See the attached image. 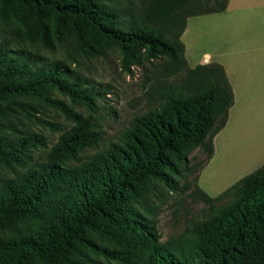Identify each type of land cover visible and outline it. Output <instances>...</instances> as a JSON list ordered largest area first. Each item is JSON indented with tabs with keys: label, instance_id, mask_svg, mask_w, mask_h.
Listing matches in <instances>:
<instances>
[{
	"label": "trees",
	"instance_id": "obj_1",
	"mask_svg": "<svg viewBox=\"0 0 264 264\" xmlns=\"http://www.w3.org/2000/svg\"><path fill=\"white\" fill-rule=\"evenodd\" d=\"M227 0H0V18L22 32L0 35V119L12 106L39 100L57 108L72 126L60 133L40 163L30 151L43 137L7 125L0 134V168L23 169L0 183V264H85L96 253L119 264H264V163L216 197L196 185L179 186L193 167L195 148L212 155V138L224 126L233 97L216 63L187 66L179 36L188 17L224 10ZM66 47L80 57L119 53L122 71L163 58L176 82L158 87L154 104L134 117L116 142L79 162L100 136L59 100L93 106L94 93L72 78L62 61L26 49ZM20 100V101H19ZM5 127L0 121V130ZM58 130V129H56ZM199 168V170H200ZM159 182L203 204L202 216L159 241L143 215L148 187ZM94 234L95 242L91 239Z\"/></svg>",
	"mask_w": 264,
	"mask_h": 264
},
{
	"label": "rangeland",
	"instance_id": "obj_2",
	"mask_svg": "<svg viewBox=\"0 0 264 264\" xmlns=\"http://www.w3.org/2000/svg\"><path fill=\"white\" fill-rule=\"evenodd\" d=\"M14 30L22 32L21 28L16 27L11 20L4 21L3 18H0L1 36L12 38L17 35L13 32ZM14 46L18 49L31 51L47 60L62 61L71 77L78 79L84 87L91 89L94 93L91 108L84 105H73L65 96L55 90H50L49 93L50 99L65 103L82 117H89L90 123L94 125L93 129L100 136L97 147L84 150L80 154V161H71L70 166L86 161L95 153L105 149L110 143L116 142L134 117L145 112L154 104V91L160 86L177 80L176 75H171L168 72L166 60L163 58L142 61L140 65L132 66L130 72L127 73L121 70L119 53L115 49L106 51L102 57L84 58L73 51L67 50L66 47H56L54 51L50 52L40 47H33L22 40H17ZM27 103L32 105L33 108L25 109L12 106L13 110L9 111L4 119H0L5 124V127L0 130V134L12 137V131L7 128V125H11L21 132L41 135L45 147L33 148L30 151L29 161L30 163H40L48 149L56 142L58 135L71 127L72 122L57 108L42 101L29 100ZM204 160L205 153L200 148H195L188 154V163L193 167V170L184 180L175 178L179 186L183 184V181H187L189 190L192 189L194 179L197 177ZM235 162L236 157L230 156L227 157L226 161L223 158L220 164L216 163L214 167L207 168L204 172L201 187L212 195H216L221 192V188L225 189L234 184V181L231 182V180L235 176L238 174L243 176L253 170V164H248L241 169L240 173L227 177L224 170L233 166ZM22 171L21 168H14L13 170L0 168V183ZM189 190L183 194L176 193L155 181H152V185L148 187L144 203L145 211H142V213L155 222L160 242L176 237L182 232L189 220L199 219L202 216L203 204L194 201L189 196ZM90 236L91 239L98 242L94 234ZM85 264L119 263L91 252L87 253Z\"/></svg>",
	"mask_w": 264,
	"mask_h": 264
},
{
	"label": "crops",
	"instance_id": "obj_3",
	"mask_svg": "<svg viewBox=\"0 0 264 264\" xmlns=\"http://www.w3.org/2000/svg\"><path fill=\"white\" fill-rule=\"evenodd\" d=\"M179 39L187 66L220 65L233 97L224 126L212 138V155L196 177L198 188L214 197L228 187L216 195L201 187L207 168L236 157L224 170L230 177L245 165L253 164L254 171L264 163V0H227L221 12L188 17Z\"/></svg>",
	"mask_w": 264,
	"mask_h": 264
}]
</instances>
